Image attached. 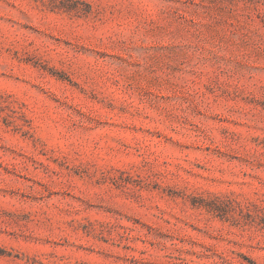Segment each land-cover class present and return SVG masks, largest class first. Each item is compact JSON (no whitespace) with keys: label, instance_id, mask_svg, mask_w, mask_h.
Instances as JSON below:
<instances>
[{"label":"rangeland","instance_id":"1","mask_svg":"<svg viewBox=\"0 0 264 264\" xmlns=\"http://www.w3.org/2000/svg\"><path fill=\"white\" fill-rule=\"evenodd\" d=\"M0 264H264V0H0Z\"/></svg>","mask_w":264,"mask_h":264}]
</instances>
